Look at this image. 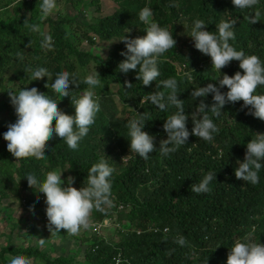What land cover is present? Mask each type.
<instances>
[{
    "label": "trees",
    "instance_id": "1",
    "mask_svg": "<svg viewBox=\"0 0 264 264\" xmlns=\"http://www.w3.org/2000/svg\"><path fill=\"white\" fill-rule=\"evenodd\" d=\"M84 1L85 6L97 2H64L84 18ZM114 1L117 6L111 15L85 25L77 17L42 16L40 0H0V109L9 118V124L16 118L9 103V91L35 87L56 100L59 110L72 115L71 100L88 87L83 83L78 88L70 85L69 97L60 98L46 86L50 82L47 79L31 80L26 66H43L53 74L67 70L75 74L77 81L95 70L100 78L94 88L100 110L76 150L69 149L61 138L53 136L46 141V157L16 159L15 164L6 150V142L0 138V199L13 195L22 205L30 204L32 199L36 201L35 205L38 204L37 200L39 202L44 196L37 193L36 187L31 188L26 183L25 174L35 173L42 180L46 172L56 167L65 168V176L74 177L73 184L79 189L86 185L89 167L105 158L114 169L111 206L93 209L88 224L107 221L113 225L118 240H104L88 226L91 235L87 237L83 233L84 239L91 241L84 253L85 262L225 264L229 248L238 240L247 237L248 242L264 245V166L258 173L260 179L255 186L234 176L236 162H243L248 140L254 138L253 134L264 133V121L248 114L250 106L242 107L243 102L236 101L226 103L219 116H212L209 112L217 128L213 140L204 141L190 134L185 145L177 147L166 157L154 151L149 154V159H140L129 149L126 128L129 119L136 113H143L145 124L142 131L154 137V149L158 150L159 142L167 138L162 129L164 120L176 109L168 105L160 111L145 101V96L155 91L167 96L168 90L159 82L175 78L177 98L183 101L184 114L188 117L186 128L191 133L193 115L199 118L203 114L196 112L201 98L193 100L190 92L208 83L217 84L214 78L219 79L220 73L229 77L237 71L242 73L237 61H230L219 73L211 67L209 57L194 49L188 37L193 21L204 20L205 30L215 32V26L221 20L235 18V39L229 43L236 50L256 55L264 63V0H257L253 8L243 10L235 8L231 0ZM8 5L12 7L11 17ZM145 6L152 8L153 19L172 32L176 41L173 49L159 58L160 76L148 86L136 80L133 70L124 74L117 69L123 59L119 53L125 50L123 42L118 40L124 35L128 38L144 35L146 25L138 19V12ZM253 15L257 21L250 24L245 17ZM32 24L38 25L39 30L31 31L29 26ZM42 34L51 35V50L41 48ZM102 43L108 45L104 49L105 57L100 59L92 48ZM82 44H87L89 49L81 50ZM20 51H23V60L17 57ZM189 69L193 71L190 72L191 81L183 77ZM125 81L130 84L127 88L124 87ZM112 84L118 87L115 92L109 90ZM220 91L226 92L227 89L222 87ZM255 94H264V86L258 87ZM114 97L120 102L119 107H116ZM203 100L210 105L211 94ZM51 123H55L54 118ZM5 131L6 126L0 124V134ZM261 163L264 165V161ZM208 171L216 173L209 191L193 193L190 186L198 183ZM178 235L184 236V246L176 243ZM16 254L40 258L46 264L74 263L71 258L60 256L51 260L38 248H7L0 256Z\"/></svg>",
    "mask_w": 264,
    "mask_h": 264
},
{
    "label": "clouds",
    "instance_id": "2",
    "mask_svg": "<svg viewBox=\"0 0 264 264\" xmlns=\"http://www.w3.org/2000/svg\"><path fill=\"white\" fill-rule=\"evenodd\" d=\"M256 3L257 0H231V4L241 10L251 9ZM39 7L42 16L46 17L55 10L56 0H40ZM245 18L250 24L257 21L255 15ZM138 19L146 25L144 35L135 38L124 35L118 40L123 42L125 50L119 53L123 59L118 63L117 69L124 74L133 70L136 80L140 81L141 85L148 86L160 76L159 58L169 49H173L176 41L172 32L153 19L151 7L141 8ZM236 23L235 18L221 20L213 32L205 30L204 20L193 21L188 37L191 38L194 49L209 57L211 67L219 73L230 61H237L242 73L237 71L231 77L220 73L219 79L214 78V81H218L217 84L208 83L190 92L193 100L201 98L196 106V112L203 114L199 118L193 115L191 133L186 128L188 117L184 114L183 101L177 98V80L167 78L160 81L163 88L168 90L167 96L164 92L155 91L147 94L145 101L160 111H164L168 105L174 106L176 111L164 120L162 129L167 138L159 142L158 150L154 149V137L142 131L145 124L143 113L138 114L134 111L136 115L126 122V128L129 149L140 159H149V154L154 151H159L162 157H166L177 147L185 145L190 134L204 141L213 140L217 128L208 113L219 116L226 103L242 101V107L250 106L248 114L264 121V94H255L258 87L264 86V63L256 55L245 54L243 50H236L231 46L229 41L235 39L233 25ZM29 27L31 31L39 30L36 24ZM41 48L44 50L53 48L51 35L42 34ZM17 57L23 60V51L17 52ZM25 70L31 73V80L45 78L50 81L46 86L58 93L60 98L69 97L72 92L69 90L70 85L78 88L80 83H83L88 87L71 100L72 115L59 110L56 100L39 92L35 87L9 91V103L16 118L13 123L6 126V131L0 134V138L6 142V150L16 159L28 157L41 159L46 157L44 153L46 141L51 140L53 136L61 138L69 149L76 150L100 110L99 97L94 93V88L100 81L97 72L93 70L81 81H77L75 74L63 69L55 74L39 65L26 66ZM190 72L193 71L189 69V72L183 73V77L188 81L192 80ZM129 86L130 84L125 81L124 87ZM222 87L227 91L221 92ZM209 94L212 103L206 105L203 98ZM53 118L54 124L51 123ZM253 135L254 138L249 139L245 145L243 162H236L238 166L234 170V176L255 186L260 179L258 173L264 166L261 163L264 161V133ZM108 160L101 158L92 164L87 171L86 185L79 189L72 187L74 177L61 179L63 171H48L42 180L35 173L25 174L26 183L31 188L36 187L37 193L44 196L46 227L51 234L57 235L60 229L69 234H76L82 227L88 226L89 215L93 209L100 210L102 206H111V176L114 169ZM215 175L216 173L211 171L206 172L198 183L190 186L191 191L196 194L207 193L210 183L215 180ZM38 243L43 246L45 240L39 239ZM176 243L184 246L186 243L184 236L178 235ZM9 264H31V261L22 254H16L10 258ZM116 264H120V261L117 260ZM225 264H264V245L248 242L247 237L243 241L238 240L229 248Z\"/></svg>",
    "mask_w": 264,
    "mask_h": 264
},
{
    "label": "rangeland",
    "instance_id": "3",
    "mask_svg": "<svg viewBox=\"0 0 264 264\" xmlns=\"http://www.w3.org/2000/svg\"><path fill=\"white\" fill-rule=\"evenodd\" d=\"M64 1L65 0H56V8L53 13L50 14V17H77L76 19L80 18V22L85 25L98 20L100 17L111 15L117 6L114 0H97L93 5L88 4L86 6V1H84V3H82L84 18H81L78 14L79 11L72 8L69 3L66 4ZM10 6L11 5H8L7 8L11 17L13 14L11 12L12 7ZM107 45L108 44L102 43L93 47V53L102 59L105 57L106 52L104 49ZM80 49L88 50L89 46L87 44H82ZM16 88L17 85L13 87L14 90ZM117 88V85L112 84L110 85L109 90L115 92ZM0 99L2 98L0 97ZM114 101L116 107H119L120 102L117 97H114ZM9 123V118L4 111L0 109V124L2 126H7ZM12 159L15 164H17L16 158L13 157ZM53 170L63 171L61 174L62 180L70 176V174L65 176V168L56 167ZM72 187L77 188L74 184H72ZM12 196L13 195H7L6 198L0 199V253L9 247H15L13 249L38 248L51 260L54 259L55 256H62L67 259L71 258L74 261L73 264H90L85 262L84 259V253L91 242L83 237V233H85L87 237L88 235H91V231L87 230V227H82L76 234H69L64 229H60L57 235H53L49 232L46 223H44L42 219L45 214L44 209L46 205H41L38 203V200V204L35 205L34 202L36 201L33 199L29 201L31 202L30 204L22 205ZM89 222H91L90 216L88 219V223ZM114 233L113 225L111 226V224H108L107 227L101 231V235L99 236L104 240L112 238L114 241H117L118 237ZM39 239L45 240L43 246H40L38 243ZM12 257L14 256L1 255L0 264H9L10 258ZM29 260L31 261V264H46L40 258L34 259L31 257Z\"/></svg>",
    "mask_w": 264,
    "mask_h": 264
},
{
    "label": "built area",
    "instance_id": "4",
    "mask_svg": "<svg viewBox=\"0 0 264 264\" xmlns=\"http://www.w3.org/2000/svg\"><path fill=\"white\" fill-rule=\"evenodd\" d=\"M39 203L41 205H45L44 204V198H39ZM42 219H43V222L47 223L45 214H44V216H43ZM107 224H108L107 221H103L102 223H92V224H88V226L91 228L92 232H94L96 235H100L101 228L102 227H105Z\"/></svg>",
    "mask_w": 264,
    "mask_h": 264
},
{
    "label": "crops",
    "instance_id": "5",
    "mask_svg": "<svg viewBox=\"0 0 264 264\" xmlns=\"http://www.w3.org/2000/svg\"><path fill=\"white\" fill-rule=\"evenodd\" d=\"M9 248H15V247H9ZM31 248H34V247H31ZM34 249H36V248H34ZM44 251V250H43ZM56 257H58V256H55L54 258H56ZM60 257H62V256H60Z\"/></svg>",
    "mask_w": 264,
    "mask_h": 264
}]
</instances>
